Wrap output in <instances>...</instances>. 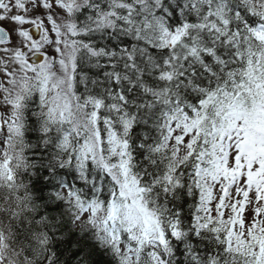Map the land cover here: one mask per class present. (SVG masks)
<instances>
[{
  "label": "snow or ice",
  "instance_id": "obj_1",
  "mask_svg": "<svg viewBox=\"0 0 264 264\" xmlns=\"http://www.w3.org/2000/svg\"><path fill=\"white\" fill-rule=\"evenodd\" d=\"M0 264H264V0H0Z\"/></svg>",
  "mask_w": 264,
  "mask_h": 264
}]
</instances>
